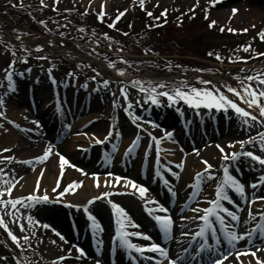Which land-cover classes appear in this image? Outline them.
<instances>
[{
	"label": "snow or ice",
	"instance_id": "snow-or-ice-1",
	"mask_svg": "<svg viewBox=\"0 0 264 264\" xmlns=\"http://www.w3.org/2000/svg\"><path fill=\"white\" fill-rule=\"evenodd\" d=\"M40 2L41 5L44 4V0H40ZM59 2L60 0H54V5L59 4ZM219 2L220 0H207L208 7L204 10L206 20L209 19L210 9L215 7ZM89 6H91V0H89ZM139 6L147 12L149 17H152L153 13L147 11L145 7V0H139ZM198 6L199 0H196V3L189 8V12L193 16L195 15V8ZM105 8V3H102L100 10L97 12V18L101 22L104 21L107 15ZM64 11H71V9H65ZM88 11L89 8H86L85 12L81 13V15H86ZM127 11L128 9H124L123 11L118 10L115 19L117 21L120 20ZM237 11L238 9L233 8L231 10L232 15L235 16ZM166 15L167 9H164L161 16ZM156 19L159 20L160 17H156ZM39 23L47 29V25L43 20H40ZM217 23L216 19H210L208 27L212 28ZM108 26L110 28L116 27L115 23H111ZM152 26L149 25V27ZM63 27H67V25ZM224 30L221 27L220 31L223 32ZM228 30L235 31V29ZM78 31L84 33L85 29L81 27ZM244 31H247V29H244ZM123 34L125 36L129 35V33ZM59 35L64 37L65 33L60 32ZM102 35L106 40L111 41L113 39L108 33H103ZM258 35L261 40H264V30H261ZM92 36H96L95 31L92 32ZM14 38L17 41L21 40L19 35ZM0 43H4L5 49L8 51L7 43L2 40H0ZM95 43L98 46L100 39L97 38ZM21 47H23V44H21ZM43 47L44 45H36L37 51L42 50ZM108 47L111 48L112 45L109 44ZM243 50L248 52L250 46H245ZM95 51L93 49V52ZM118 51L123 52V47L119 48ZM150 51L151 49H144L145 54ZM208 55L212 56L213 53L209 52ZM11 56L12 59L8 63L7 68L4 69V80L6 83L0 84V87H6L4 96H0V109L6 108V98L11 93L17 91L15 66L18 60L27 63L31 56V51L23 47V54L18 56L15 46H13ZM255 56L264 57V53L256 52ZM215 58L218 61H223L224 59L219 53L215 54ZM253 58V56H229L228 60L235 63L238 60L246 61ZM37 59L44 60L47 57L38 56ZM103 59L108 62L107 67L115 71V80L111 77L100 78L98 80V77H101L100 71L91 65H85V67L90 68L95 73L89 79L97 81L96 91H100L101 89L109 91L112 97L113 110L121 109L128 115L131 123L140 130L134 135L124 155L131 156L137 151L144 138L140 135V132H143L148 138L143 159L144 161H148L153 149L155 150L154 176L158 178L159 182L163 183L171 197L177 196V191L171 178L179 180L185 166L183 161L175 163L168 160L166 156L163 159L161 156L162 152L167 151L161 147L162 141L168 140L175 143L174 132L165 130L162 136L157 137L144 127L143 122L137 123L138 121H143V118L134 110L140 104V101L130 98V88L137 90L138 94H142L145 102H149L157 107L164 105L165 100L162 98H166L167 106H175V111L180 116L185 115L184 111L179 107L181 102L198 115L201 110H206L205 114H210L215 119V114L220 113L226 120L237 121L239 130L245 131L247 134L243 139L230 140L228 142L227 147L228 149H232L231 151H226L225 147L221 144L215 145L221 154L219 166L213 165L207 159L202 160L205 167L195 173L192 182L188 185L190 192L187 194L184 205L179 209L180 215L176 218H174L172 210L164 203H161L159 199L148 197V187L128 177L122 178L114 173H108L114 179L111 183L105 180V186L114 188L116 185H119V188L125 191L129 187L136 190L139 197L144 201V210L154 221L158 232L161 234L162 242H158L152 235L140 230L141 225L133 219L128 211L120 203L111 199L112 192H101L100 195L88 199L84 205L68 202L67 206L76 208L77 210L82 209L86 218V225L90 229L93 238L96 239L97 246L101 247L104 243L102 235L98 237L97 234H102L105 231V227L98 216L90 210V206L102 198H109L108 204L111 206V214L114 218V234L111 237L113 244L110 247V252H116L118 249L123 250L131 264H142L144 260L149 261L150 264H225V262L227 264H264V207L259 211H253L252 208V205L257 201L264 202V195L257 193L258 189L264 192V71L247 68L240 69L233 77L238 82V86H232L230 83H227L229 79L227 75L223 77L222 81L215 83L211 79L198 76L197 80L204 87H196L188 84L186 81L177 83L145 81L139 78L120 79L121 77H126V68L117 67L116 61L111 60L107 55H104ZM119 60L128 67L132 66L131 62L123 56H120ZM165 66L171 70V62H168ZM54 67V65L50 67L48 73L52 83L56 84L58 81L52 75ZM77 67L80 66L78 65ZM175 67L178 68L180 66L176 65ZM26 71L31 72V69H26ZM198 71L203 72L206 70L198 69ZM207 71H211V69ZM245 73L248 74L245 75ZM18 75L23 76L24 73L21 72ZM74 75V72L67 73L69 77ZM113 82L119 85L117 91H111L110 86ZM88 86L87 81L82 85L84 88H88ZM62 107V104L57 101L55 106L56 112H62ZM0 118L7 119L4 110H0ZM8 122L14 124L17 128L21 127L15 121ZM32 123L36 125V130L38 131L41 127L40 121L34 120ZM147 123L153 128L160 127L155 121H147ZM0 127H3V124H0ZM65 127L70 129L71 125L68 124ZM28 131H32V129H28ZM77 135H80V133H77ZM121 135L122 133L113 124L103 139L96 137L95 134L90 139L93 144H105L109 138H120ZM237 144L239 145V150H235ZM77 147L83 148L82 145H78ZM117 148V144H112L113 152ZM53 149L54 146L49 143L41 155L33 159L17 160L13 155H4V153H11V148H0V165H2L0 167V229L6 233L7 238H10L12 244L21 250V253L27 249H33L30 237H35L39 228L51 229L59 240L63 242L58 245L61 249V254L56 256L51 264H66L69 260H82L87 256V252L79 245H73L65 249L63 244L68 243L67 238L51 224L37 219L32 212L38 205L63 203L64 201L60 199L51 201L46 190L41 193L39 180H37L33 191L25 195H14V191L17 190L23 177H18L15 174V170L10 167L15 163L32 165L34 162H44L51 155L55 154L59 157L60 175L62 177L65 166L69 165L70 161L58 151L54 153ZM112 155L113 153H105L104 160L106 162L110 161ZM196 155H199V150H196ZM70 166L73 168L77 167L75 164H71ZM245 167L254 172L258 171V175H254L251 181L244 180ZM174 169H178L179 171ZM213 169H216V171H213ZM79 171L84 175H88L83 169H79ZM42 175L43 172H41ZM92 175L95 178V186L99 188L101 184L98 173H92ZM121 180H123V183H121ZM213 180L216 181L214 196L202 197L203 187ZM82 184L83 181H72L66 186H61L58 179L52 191L58 198H63L68 193H74ZM117 192H119V189H117ZM234 196L238 197V200ZM200 199H203L207 206L202 207L197 202ZM186 210H190L192 215H184ZM177 220L179 224H177ZM12 226H18L20 233L28 232L29 235H17ZM134 238L143 239L149 243L135 242ZM37 243H43V238H40ZM52 244H57V241L52 240ZM172 244H175L176 247H171ZM41 259H43V254H41ZM13 260L15 264H31L26 257L22 256H15ZM0 264H12V262L9 261L8 256L0 255ZM95 264H101V261L97 259Z\"/></svg>",
	"mask_w": 264,
	"mask_h": 264
},
{
	"label": "rangeland",
	"instance_id": "rangeland-1",
	"mask_svg": "<svg viewBox=\"0 0 264 264\" xmlns=\"http://www.w3.org/2000/svg\"><path fill=\"white\" fill-rule=\"evenodd\" d=\"M104 1L105 0H95V2L92 3V7H90L88 4H86L84 2V0H67L66 2H62V0H61V2H59V4H56V5H54V0H44L43 5H41L40 0H0L1 3L21 4V5H25V6L36 4V5L48 7L49 9H54L56 11H57V9H59L60 12H68V11H64L65 9H71V11L79 10V11L85 12V9L89 8L88 13L90 15H94V16H97V12L100 10V5L102 3H104ZM253 1L257 2V4H259V5H262L263 7L261 6L262 7L261 9L264 11V0H253ZM91 2H92V0H91ZM195 3H196V0H145V7H146L147 11H151L153 13L152 16H155L158 14V12L162 13L164 11V9H167V12L170 10L177 11V12H180V11L185 12L186 9L191 8ZM251 4H252V0H220V2L215 7H212L210 9L209 19L206 20L204 10L208 7L207 0H199V6L195 8V18H197L198 16L204 17V21H206L208 25H209L210 19H216L218 21V23L216 26L212 27V30H215L212 32L216 34V31H218L220 34H222L224 36V38L222 39V42L224 40L231 41L230 40L231 36H241V37L245 36L246 38L241 45L229 46V48L231 50L227 51L226 55H227V57H229V56H233V57H235V56H239V57L253 56L254 57L253 59H249L250 60L249 64L252 63L253 65L240 64V63H238L240 60L233 63V62H230L228 60V58H227V62L223 63V62H214V61L208 60V59L199 60L196 57H193V60L199 62L200 64H204V65L203 66H200V65L197 66L191 73L184 75L183 78H181V79L171 80V79L178 78V77H172V76L166 77L165 74L162 73L163 74L162 76L159 75L160 77H157L154 80L163 81V82H177V83L181 82V81H186L190 85H193L196 87H204L197 80L198 76L206 78V79H211V80H213V79L211 76H207L205 74L203 75L202 73H200L201 71H198V69L209 68V69H211V72L216 73L214 71L216 68H230L233 71L228 75L229 83L232 86H238V82L233 77H234V74L239 72L240 69L247 68V69H256L259 71H264V60H256V56H255L256 52L264 53V40H261L259 35H258V33L261 30H264V16L261 19H259L258 21H255L256 14H255L254 8L256 7V5L255 4L251 5ZM105 5H106L105 11H106L107 15H106L104 21L108 20L109 22L115 23V24L120 22L118 24V26H121L123 23L124 24L129 23L128 22L129 20H132L135 22L136 21V18H135L136 13H138V14L139 13H147L145 10H142L141 7L139 6V0H108V2ZM233 8L238 9L235 16H233L232 12H231V10ZM124 9H128V11L125 13V15L123 17L120 18V20L117 21L115 19V16L117 15L118 10L123 11ZM228 13H229V16H228L227 20L222 21V19ZM251 15L254 17L253 21L250 20ZM239 16H240V18H239ZM237 18L239 20H237ZM197 23H195L193 25V23L191 21L190 22L191 25L182 26L181 28L183 30V33H181V34L173 31V32H175L176 37L179 38V44H180L179 47L180 48L183 49L184 47H187L185 50H192V47H190L186 38L188 36H193V35H197V37L201 36L200 32L197 30V26H196ZM53 26H54V24L50 25V27H51L50 29H52L53 31H54V28H56L55 31L60 29L59 26L58 27H53ZM221 27H223L225 29L223 32L220 31ZM228 29H235V31H229ZM244 29H247V31H244ZM88 31H91V32L95 31L96 36L93 37L92 35L86 33V35H80V36L77 35L78 40L84 41L83 39L93 38V40L95 42L96 39L99 38L100 44H102L103 46H108L109 44H111L113 48H116V46H118V47L123 46L129 50V53L126 54V57L142 61V63H141V61L136 62L135 63L136 66L149 67V68L138 67V69H143V68H145L144 70L157 69V68H161L166 63L165 61H161L163 58L158 57L157 55L156 56L155 55L150 56V55H148V53L145 54V52L142 50L143 49L142 45L146 41L145 37L138 39V40H134V41L130 40L129 42H123V44H120V43L115 42L113 39L111 41L104 39L102 34L105 32L91 30V29H88ZM213 33L211 34V36L213 35ZM208 35H210V34H208ZM208 35H205V36H208ZM19 36H21V35H19ZM35 36H37L36 33H34V35L33 34L32 35H25L24 37H21V40L17 41L16 39L14 40V37H12L7 32L0 30V40L4 41L8 45V51H6L5 44L0 43V84L6 83L4 80V76H5L4 69L7 68L8 63L12 59L11 50L13 48V44H17L19 47H21V44H23V46L27 45L28 49L31 51V56L29 57L27 63H24L23 61L18 60L16 66H15V72L17 73V76L15 77L16 83H18L19 79H23V81H27V82H25L23 84V86L19 92L12 93L6 98V108H7V106L8 107L12 106V104L14 103V107L16 108V111L19 113L18 117L17 116L14 117V115H7L6 114V111H7L6 108L0 109V110L5 111L6 118H9L10 121H11V119L15 120V118H17L21 127H22V123H23L22 121L25 119V117H27L28 110H29V108L27 107V102H26V93L23 95L24 91L29 86H31L30 83H33V84L37 83L38 81H42L44 78L50 80L48 69L50 67H52L53 65L57 66V64L52 61V58H50V59L47 58L44 60L37 59L38 56H44V57H46V56L43 53H40L41 51H37L36 46L32 45V40L41 38V37L37 38ZM205 38H206V41H210L209 38H207V37H205ZM210 38H213V37H210ZM151 39H152L151 36L148 37V40H151ZM216 40L217 39H214V42H218ZM63 41H65V40L63 39ZM69 42L72 43L70 45L74 48H78L77 47L78 45L89 46V47H96L97 46V44L93 43V42H91L92 45H88V43H80L81 41L80 42L69 41ZM199 44L201 45V42H199ZM94 45H96V46H94ZM167 45L168 44H164V43L162 44L161 42L152 44L153 47L159 48L162 51H165L167 49L166 48ZM82 46H80L81 48H78V49L85 51L84 49H82L83 48ZM98 46H100V45H98ZM245 46H250V50L248 52H245L243 50V48ZM97 48H99V47H97ZM219 48L221 51L222 50L226 51L224 44H221L219 46ZM15 50H16L18 56L23 54L22 49H20V50L15 49ZM211 52L213 53V56H214L218 52V49L216 48V49L212 50ZM64 57L69 60L73 56L68 55V56H64ZM77 59H79V58H77ZM79 60H81V59H79ZM81 61L88 63L85 60H81ZM72 62L74 64H76L75 59H72ZM73 63L69 64L70 66H67V70H68L67 72L68 73L74 72L75 73L74 76L69 77L64 72L57 71L56 67L53 68L52 75L55 76V78H60L61 85H63V86L67 82L77 83L78 85H80L81 89H78V88H76V89L79 92L86 93L88 95V97H90L89 99H91V102L95 105V107L100 109L104 113L105 119L103 120V122L106 123V128H109L110 126H112L111 122H114V124L116 125V129L122 133L123 137H127L124 135H129V133L131 131H134L133 133L136 134L137 131L134 130V128H133L134 125L131 123L128 115L125 114L121 109H117L115 111L113 110L112 102H111L112 97L110 95V92L105 91L103 89H101L100 91H96L95 89L97 87V81H92L89 79V77H91L92 74L89 71H87V72L82 71L81 68L77 67V64L73 66ZM29 68L31 69V72L26 71V69H29ZM21 72L24 73L23 76L18 75ZM203 73H205V72L203 71ZM179 74H181V73H179ZM246 74H248V73H245V75ZM29 76H33V78L29 79L30 78ZM100 78L101 77H98V80ZM85 81H87L88 85H89L88 91H86L85 88L82 87V85L85 83ZM213 82L215 83L217 81L213 80ZM118 87H119V85H117L115 82H113V84L110 86L111 91H117ZM68 90L70 91V90H75V89L73 88V85H72V86H70V89H68ZM5 91H6V87H0V96H4ZM129 96L133 100L140 101V104L138 106H136L134 110L139 116H141L143 118V121H138L137 123H142V122H145L147 119H149V120L155 121L157 124L160 125L159 128H153L151 125L147 126V122L144 123V127L148 130H151L152 133L154 135H156L157 137L162 136L165 130H169V131L177 130L180 132V136L183 137L185 131L183 130V127L181 129V126L185 124V121H187V120L194 121L196 119V117L198 116V114L196 112H194L193 110L188 108L182 102L179 105V107L182 109V111H184V113H185L184 116H180L178 113H176L175 106L168 107L167 103H166V98H162L165 100V104L160 106V107H157L155 105H152L149 102H145L142 98V94H138L137 90H135V89H131V88L129 89ZM96 98L98 99V102H97ZM20 99L23 101V105H20L17 103L16 100H20ZM121 102L123 103L122 100H121ZM205 113H206V110H201L200 115H208ZM216 114L223 117V115L220 113H216ZM9 119L0 118V124H3V127H0V132H1L0 133V148H5V147L11 148V147H13L14 140L17 138L15 136V135H17V132L19 133V135H18L19 137H21L23 140L28 141L30 143H36V142H33L34 140H36V138H34L33 137L34 135H32V134H37L40 136L41 134L45 135L47 133V129L45 131V128L43 126H41L39 128L40 131L38 130L37 133H29L28 131H25L22 128L18 129L19 130L18 131V130H15L13 128L14 129V132H13L14 135H12V137L10 139L5 140L4 139L6 137L5 136V133H6L5 129H7V123L9 121ZM212 120L214 121V119H212V117H211V119L208 120L209 125H211ZM216 125H217V123L215 122L214 127H216ZM197 127L198 126H196V128ZM257 127H259V126H257ZM106 128H105V130H106ZM2 131H4V133H2ZM78 132L79 133L88 132L90 135H91V133H93L91 130H79ZM197 132H198V134L201 135V133H199L198 129H197ZM10 134H11V132H8L7 135H10ZM246 134L237 133L235 135L228 134V136L227 135H224V136L220 135V136H218V138H220V140H218L219 142L217 141L214 143H212L214 140L211 141L207 138L208 140L206 142H204L203 144L207 143L206 145H208L207 146L208 148H210L212 146L214 147L215 144H221L222 146L225 147L226 151H231L232 149H228V147H227L228 142L230 140L243 139L246 137ZM141 135H142V133H141ZM2 136H4V137L2 138ZM201 136L204 138V137H206V134H202ZM47 137H49V136H47ZM129 139L130 140H126L128 143L130 141H132L133 136H130ZM180 139H181V137L178 139H174L175 143L176 142L179 143L178 141ZM52 140H53V142L51 144L54 145V147H63V144L61 142H58L59 141L58 136H56L55 138L52 137ZM63 141L66 142V139L64 138ZM189 141L191 142L192 146L193 145L195 146L194 141H192L190 139H189ZM49 142H50V140H49ZM49 142L47 143V145H49ZM143 142L145 143V146H146L148 143V138L147 137H146V139L144 138ZM73 143H76V142H72V144ZM175 143L170 142V145L172 148L174 147ZM15 146H17L16 143H15L14 147ZM66 147H68V144H66ZM207 147H205V148L208 149ZM195 149L196 148L193 147L194 152L197 150V149L196 150ZM235 150H239L238 144L236 145ZM57 151L60 152V150H58V148H57L56 152ZM64 151L67 152V148H64ZM42 152H43V150L39 154H36V156L41 155ZM186 152L189 154V151L184 150V153H186ZM23 153H25V152H23ZM166 153L168 154L166 156L168 160H169L170 155H174V153L171 151H166ZM20 154H22V153H17V152L15 153L13 150L11 153H4V155H13V156L20 155ZM62 154L69 161H73V157L71 154H69L70 156L66 155L65 153H62ZM217 155H218V158L212 160L210 163H212L213 165L219 166L220 156H221L219 149H217ZM150 157L151 158L147 161V162H149L148 166H151V164L152 165L154 164V158L151 155H150ZM206 157L207 156H204L202 158H206ZM57 159H58L57 155H55V154L51 155L48 158V160H46L44 162H36V164L34 163L32 165L27 166L26 170L22 171L26 174H21V173L18 174L16 171H15V174H17L18 177H24L23 180L25 178H28L31 175V177H33L35 180L37 176H39V179H40L41 172H43L42 178L44 180V177L46 176L47 170L49 168H52L51 170H53L55 172V176H57L58 173L60 172L59 164L56 161ZM75 160H77V163H75L76 166L78 164L80 166V168L83 167L85 169V171L89 170L90 174L88 172V175L93 176L92 173H98V175H102V176L108 175L107 171L109 170V168H106L107 171L103 170L102 172H96L95 170H90L89 161H87L86 155H81L79 158H77ZM170 160H172V159H170ZM123 161H125V159L121 160L122 165H123ZM73 162H75V161H73ZM104 164H105V166L109 167V165H114V161L113 160L107 161V162L105 161ZM128 164H134V163L131 162ZM137 164H139V162H137ZM14 166L15 165L13 164L10 167L14 169ZM124 166L125 165H123V167ZM0 167H2V165H0ZM202 167H205V165L202 162H199L200 170ZM174 170H178V169H174ZM213 170L216 171V169H213ZM31 173H33L34 176ZM181 174H183V173L181 172ZM22 175H24V176H22ZM254 175H258V171L254 172L253 174L250 175V177H247L244 180L251 181V179L254 178ZM152 177H154V173H153ZM86 178L87 177H85L84 179H86ZM128 178H129V176H128ZM142 178H143V176H142ZM171 179H174V178H171ZM190 179H192V172L190 173V176L188 177V179L185 181L183 179L175 180V185L184 184L186 181H190ZM23 180H21L20 184L22 183ZM154 181L157 182L158 178H156ZM136 182L147 187V185L141 181L136 180ZM162 185H163V183H162ZM55 186H56L55 184H53L51 186H46V187L44 185H40L41 193L44 190H46L50 196V199L52 198L51 199L52 201H56L58 199H61V198H58L56 196V194L52 191V189ZM18 189L19 188H17V190L14 191V195H18V196H19V194L25 195V194L33 191V186H32L30 191H26V192H24V189L20 188V190H19L20 192L18 193ZM176 189H179V187ZM162 190L165 193V189L162 188ZM58 191H59V189H58ZM166 193H168V192L166 191ZM148 194L151 195V198H156L153 196L152 192L149 191ZM183 194H185V193H182V195ZM210 194L214 195V190H211ZM206 195L209 196V193H206L205 196ZM261 195H264V192H261ZM201 200H203V199H200L197 202H200ZM262 207H264V202H261V201H257L255 204L252 205V208H254L253 211H259ZM40 209L44 210L45 205H38L35 209H33L32 210L33 215L36 216V213L39 214V212L42 211ZM71 213L74 215L73 216L74 223L72 222L73 225L75 224L76 227H81L82 224H86V218H85V215H84L82 209L81 210L75 209V212H71ZM41 221L43 222L44 220H41ZM111 223H112V220H110L109 225H111ZM25 224H26V221H25ZM26 226H27V224H26ZM12 227H13L14 232L17 235H29L28 232H25L23 234L20 233L18 226H12ZM68 228H69V226H68ZM69 230H70V228H69ZM80 230H81V228H80ZM44 232H46V231H44V229H42L41 231L39 229V230H37V235L35 237H30L31 243L33 245V249L35 251L33 249H27L25 252L21 253V250L19 248H16L15 245L12 244L10 238H7L6 233H4L2 229H0V255L8 256L9 261H11L12 264H15V261L13 260V257H15V256L26 257L27 260L31 262V264H51V262H52L51 260H53L57 255L54 254L52 259H49L46 255H44L45 251L42 249V247L46 243L44 240L46 234ZM70 232H71V230H70ZM65 235H67V232ZM40 238H43V243L38 244L37 242ZM52 240H56L57 242H59L56 238H51V239L48 238V241L52 242ZM67 240H68V243L65 245H68V247H72L73 245H75V243H77L76 241L73 242L72 239L71 240L67 239ZM21 242L23 243V241H21ZM41 254H43V259H41Z\"/></svg>",
	"mask_w": 264,
	"mask_h": 264
},
{
	"label": "bare ground",
	"instance_id": "bare-ground-1",
	"mask_svg": "<svg viewBox=\"0 0 264 264\" xmlns=\"http://www.w3.org/2000/svg\"><path fill=\"white\" fill-rule=\"evenodd\" d=\"M67 0H62V2H66ZM108 2V0H106ZM61 2V0H60ZM106 2V3H107ZM256 5L255 9V14H256V18L255 21H258L259 19H261L264 16V11L261 9L263 6L257 4V2H254L252 0V4L251 5ZM260 6V7H259ZM262 6V7H261ZM229 16V13L225 16V18L227 19ZM240 18V16H239ZM254 17L251 15L250 16V20L253 21ZM237 20H239L237 18ZM64 53L67 54H73L75 56L84 58L86 60H88L89 62L97 65L99 67L100 70H102L107 76L115 79L116 78V73L114 70L108 68L106 65H104L101 61H99L96 58H93L91 56H89L88 54L79 52L78 50H75L73 48H67V49H62L61 50ZM133 78H139L142 79V77H136V76H127V77H121L120 79H133ZM223 80V78L221 79V81ZM43 88H47L45 90L47 91H43L42 96L45 101V107L53 104V101H55V97L56 96H52V91L50 89V87H47L45 85H43ZM46 92H49L48 94ZM51 93V94H50ZM22 103V102H21ZM81 106L77 105V110L81 111ZM7 112L6 114L9 115L11 113V111L13 112L14 116H16V111L14 108H12L11 106L7 107ZM103 117L102 113L97 111L96 109H90L87 110V112H85L84 114V119L81 121V124H90V123H94L97 120H101V118ZM99 131H97L96 137L98 138H102L104 137L106 134L105 133H100V132H104V130H100V128L98 129ZM233 130L235 132H239L242 130H239V126H238V122L235 120L230 121L229 124V131ZM9 131V128H8ZM222 131L224 132L223 128ZM7 134L5 133V136ZM12 137V135H7L4 139L8 140ZM197 137V134H193V139ZM86 137L81 136V137H77V139H85ZM20 142L19 138H17L15 140V143ZM21 142H25V141H21ZM165 143H167V147H169V149L171 148L172 150H176L175 148H172L170 145V141L165 140ZM66 146V145H65ZM67 148L69 150V152L73 151V148L70 147V145L68 144ZM13 151L16 153H23L24 154H20V155H16L15 157L17 158V160H26L28 157H35L36 154H39L42 150H44L45 145L39 144V145H29V144H25V143H20L15 147H12ZM20 150V151H19ZM125 150L124 146L121 147V151L120 153H122ZM178 155V153L176 154ZM76 154H75V158H76ZM121 156V154H120ZM204 156H207L206 158H202ZM182 157V156H181ZM181 157H179L176 161V163L181 162ZM143 157H141L142 159ZM218 158L217 155V148L214 145V147H210L208 149H202L199 150V155H196V152L191 154L189 156V159H186V172L184 174V179H187L190 176V173L196 171L198 169V171L200 170L199 168V162H202L203 159H207L209 162H211L212 160ZM14 170L19 174H26L24 172H22L23 170L26 169V166H24V164H20V163H15L14 164ZM132 167H128L127 166V170L121 168V167H116L114 170V172L116 173H122V174H128V175H132L131 177L133 178H142V176L144 177V181L147 182V184L149 183L147 181V178L149 176L153 175V166L151 168V170L147 171V174L142 175L140 173V171L136 172L131 169ZM204 167H202L201 169H203ZM52 168H49L47 170L46 176L44 177V180L42 181V184L46 187V186H51L54 183H56V181L59 179L61 186H66L68 183L72 182V181H84V179L80 178V176L82 175V173L80 174L79 171L77 172H70L71 170H69L68 168L66 169V176H62V177H58L55 176V172L53 170H51ZM55 170V169H54ZM244 171H252L249 169H245ZM197 172V171H196ZM32 174V173H31ZM249 174V173H248ZM33 175V174H32ZM116 175H120V174H116ZM142 175V176H141ZM194 175V174H192ZM24 176V175H22ZM34 176V175H33ZM38 178V176H37ZM114 177L113 176H99V182L101 184V186L99 188H97L94 184V180L95 178H90L87 181L84 182V184H82L74 193H68L69 196H71L73 198V200H68L69 202H72L73 204H85L87 202L88 199H90L93 196H98L100 195L101 192L104 191H109L112 192L113 195L111 196V199L114 200L115 202H118L121 204L122 207H124L128 213L135 219L138 217L137 213H139V211H142L145 215L146 213L144 212L142 205L140 204V197L138 195V193L136 192V190L134 191L131 187H129L126 191L122 188H119V185H116V187H108L104 185V181L107 180L109 181V183H111L113 181ZM23 180V179H22ZM141 180V179H140ZM21 182V181H20ZM37 179L34 180L33 177H31V175L28 178H25L21 184L18 185V193L20 192V187L21 189H24V192L26 191H30L32 186H34V184L36 185ZM213 182V181H212ZM121 183H123V180H121ZM216 183V182H215ZM41 184V182H40ZM213 184L208 183L205 184V186L203 187V191H205L206 189H210L211 186H213ZM186 185L184 184V189L185 191L188 190V193L190 192V188L186 187ZM35 188V186H34ZM33 188V189H34ZM117 189H119V192H117ZM155 191H157L158 189L155 187L154 188ZM72 194H74L72 196ZM187 198V195L185 197L183 196H179V201H178V207L176 208V210L174 211L175 216L177 215L179 209L184 205L185 203V199ZM108 199L109 198H102L99 201L94 202V204L92 206H90V210L93 211L103 222V225H106L108 229H110V226L108 227V223L110 221V219L113 218L112 214H111V206L108 204ZM107 213V215H106ZM147 217V215H146ZM114 219V218H113ZM49 223V222H48ZM45 245L42 247V249L45 251L44 255H46L49 259L53 258V255H60L61 254V249L60 247H58V245L62 244V241H58L57 244H52L51 241H48V238H57L55 235H53V233L50 230H45ZM69 237L71 238V236L69 235ZM154 238H157L154 236ZM63 247L65 249L69 248L68 245L63 244ZM171 247L175 248L176 245L172 244ZM75 252V250H73ZM52 261V260H51ZM148 261H143L142 264H147ZM66 264H95L93 262H88L85 260L82 261H75V260H69L66 262ZM101 264H106L105 262H102ZM125 264H131V262H125ZM226 264V262H225Z\"/></svg>",
	"mask_w": 264,
	"mask_h": 264
}]
</instances>
